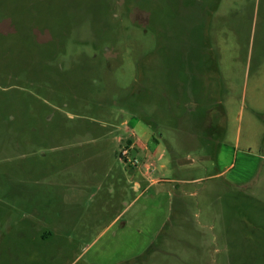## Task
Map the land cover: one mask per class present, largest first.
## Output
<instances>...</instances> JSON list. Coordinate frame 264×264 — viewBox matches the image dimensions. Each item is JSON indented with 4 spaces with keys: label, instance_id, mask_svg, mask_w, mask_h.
Here are the masks:
<instances>
[{
    "label": "rangeland",
    "instance_id": "rangeland-1",
    "mask_svg": "<svg viewBox=\"0 0 264 264\" xmlns=\"http://www.w3.org/2000/svg\"><path fill=\"white\" fill-rule=\"evenodd\" d=\"M0 264H264V0H0Z\"/></svg>",
    "mask_w": 264,
    "mask_h": 264
},
{
    "label": "crops",
    "instance_id": "crops-1",
    "mask_svg": "<svg viewBox=\"0 0 264 264\" xmlns=\"http://www.w3.org/2000/svg\"><path fill=\"white\" fill-rule=\"evenodd\" d=\"M131 143L133 144V146H136V148L139 150V151H141L142 153H143V157H144V160L145 161H150V159H154L155 157H154V155L152 154L151 156L149 155L150 153H149V151H148V148H147V146L144 144V143H142L141 141H136V142H133V141H131ZM131 144H129V146H130ZM132 146V145H131ZM132 146V147H133ZM131 148V147H130ZM152 153H155V152H152ZM146 163V162H145ZM144 163V165H146L147 166V164H145ZM135 187L136 188H138L139 187V184L135 181Z\"/></svg>",
    "mask_w": 264,
    "mask_h": 264
},
{
    "label": "built area",
    "instance_id": "built-area-1",
    "mask_svg": "<svg viewBox=\"0 0 264 264\" xmlns=\"http://www.w3.org/2000/svg\"><path fill=\"white\" fill-rule=\"evenodd\" d=\"M130 148V147H129ZM128 147H125V148H123V150L121 151V155L122 156H126L127 154H128Z\"/></svg>",
    "mask_w": 264,
    "mask_h": 264
},
{
    "label": "flooded vegetation",
    "instance_id": "flooded-vegetation-1",
    "mask_svg": "<svg viewBox=\"0 0 264 264\" xmlns=\"http://www.w3.org/2000/svg\"><path fill=\"white\" fill-rule=\"evenodd\" d=\"M131 145L133 146V144L131 143Z\"/></svg>",
    "mask_w": 264,
    "mask_h": 264
},
{
    "label": "trees",
    "instance_id": "trees-1",
    "mask_svg": "<svg viewBox=\"0 0 264 264\" xmlns=\"http://www.w3.org/2000/svg\"><path fill=\"white\" fill-rule=\"evenodd\" d=\"M130 141H128V143H129Z\"/></svg>",
    "mask_w": 264,
    "mask_h": 264
}]
</instances>
